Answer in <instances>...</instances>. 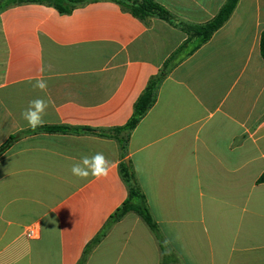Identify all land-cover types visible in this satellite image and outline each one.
I'll list each match as a JSON object with an SVG mask.
<instances>
[{
    "label": "crops",
    "instance_id": "1",
    "mask_svg": "<svg viewBox=\"0 0 264 264\" xmlns=\"http://www.w3.org/2000/svg\"><path fill=\"white\" fill-rule=\"evenodd\" d=\"M155 1L193 27L227 2ZM263 31L264 0H239L127 132L149 81L187 42L185 30L107 0L67 15L40 4L0 12V149L11 142L0 155V264H80L128 199L122 164L134 172L165 253L130 212L84 264H264ZM36 78L46 91L33 88ZM37 97L49 101L42 126L109 137L31 129L21 112ZM96 152L115 165L106 179L71 174ZM32 228L35 239L27 237Z\"/></svg>",
    "mask_w": 264,
    "mask_h": 264
},
{
    "label": "trees",
    "instance_id": "2",
    "mask_svg": "<svg viewBox=\"0 0 264 264\" xmlns=\"http://www.w3.org/2000/svg\"><path fill=\"white\" fill-rule=\"evenodd\" d=\"M101 0H0V12L17 5L24 4H40L46 5L50 7H54L61 14L67 15L71 14L74 9L79 6L85 5L90 2H96ZM113 1L120 6L125 11L132 13L134 16L140 18L143 21H146L152 17L161 18L172 25L177 27H181L189 34V38L187 42L180 47L172 56L167 60L162 70L153 77L138 101L136 102L134 114L128 124L124 127L125 131L131 132L136 128L142 118L148 113V111L153 107L157 100V95L159 88L162 82L166 79V77L170 74V72L186 57L195 52L198 48H200L203 44H205L212 35L219 30L230 18L234 9L236 8L239 0H227L226 4L222 7L219 14L210 22L205 25L193 27L186 26L183 23H178L172 15L160 6L155 0H107ZM196 40L197 43L191 44L192 40ZM261 54L264 59V31L261 37ZM37 131H44L49 133H93L99 134L102 136L109 137V133L100 132L89 129V128H72L67 126H53L47 127L42 126L36 129ZM119 132V131H114ZM13 140V139H12ZM11 143V142H10ZM10 143L6 144L4 147L0 149V155L6 150V148L10 145ZM121 146L123 149L126 147V143L122 142ZM121 171L125 181L129 185V196L128 199L124 202V204L114 213L111 217L108 225L104 228V230L98 235V237L90 244V246L84 252V256L80 264H84L90 250L93 246L98 244L101 241V238L106 235L107 230L116 222L120 221L124 216H126L130 212L136 213L150 228V230L154 233L158 245L162 251V254L165 253L166 243L164 237L160 233L157 223L155 222L151 211L147 205L146 199L144 195L141 193L139 189L134 172L131 167L126 164H122ZM258 183H264V173L258 180Z\"/></svg>",
    "mask_w": 264,
    "mask_h": 264
},
{
    "label": "clouds",
    "instance_id": "3",
    "mask_svg": "<svg viewBox=\"0 0 264 264\" xmlns=\"http://www.w3.org/2000/svg\"><path fill=\"white\" fill-rule=\"evenodd\" d=\"M40 71L42 72L43 69ZM47 87L48 84L45 79L36 78L33 85L34 89L46 91ZM48 107V100L37 97L29 101L28 107L21 112V118L27 122L28 127L35 130L44 123L43 117ZM114 167V163L109 161L102 152H96L93 155L82 156L79 162L72 165L70 171L78 179L92 177L101 180L106 179ZM165 243L167 244V241Z\"/></svg>",
    "mask_w": 264,
    "mask_h": 264
},
{
    "label": "built area",
    "instance_id": "4",
    "mask_svg": "<svg viewBox=\"0 0 264 264\" xmlns=\"http://www.w3.org/2000/svg\"><path fill=\"white\" fill-rule=\"evenodd\" d=\"M37 231H36V229L35 228H32V229H30L29 231H28V233H27V237L29 238V239H35V238H37Z\"/></svg>",
    "mask_w": 264,
    "mask_h": 264
}]
</instances>
